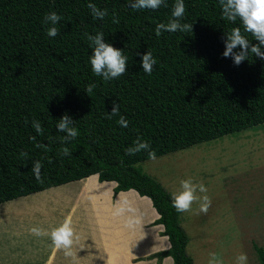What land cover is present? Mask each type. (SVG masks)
Listing matches in <instances>:
<instances>
[{"label": "trees", "instance_id": "trees-1", "mask_svg": "<svg viewBox=\"0 0 264 264\" xmlns=\"http://www.w3.org/2000/svg\"><path fill=\"white\" fill-rule=\"evenodd\" d=\"M90 3L108 15L94 18ZM133 3L0 0V203L98 174L99 181L116 182L114 193L134 189L149 197L159 214L154 223L163 224L170 246L140 259L160 264L170 256L173 264H194L171 192L140 166L149 159L147 151H125L139 137L161 156L264 123V59L251 53L259 41L239 18H222L220 0H184L180 22L192 30L160 36L156 25L174 19L175 0H163L156 10H134ZM51 12L61 17L55 24L46 20ZM50 27L57 36L47 35ZM234 27L250 45L239 65L223 55ZM85 33H103L102 42L127 57L119 78L105 81L93 73L89 57L95 45ZM146 52L156 60L151 74L141 64ZM90 84L95 87L88 93ZM113 103L120 115H110ZM63 115L74 122L75 139L61 140L67 133L56 125ZM120 116L126 128L117 123ZM65 147L69 156L61 155ZM36 162L42 165L40 180L32 171ZM253 248L257 264H264V248Z\"/></svg>", "mask_w": 264, "mask_h": 264}, {"label": "rangeland", "instance_id": "rangeland-1", "mask_svg": "<svg viewBox=\"0 0 264 264\" xmlns=\"http://www.w3.org/2000/svg\"><path fill=\"white\" fill-rule=\"evenodd\" d=\"M140 166L169 192L180 191V181L189 178L206 187V193L197 191L196 195L209 197L207 212H200V204L193 203L192 211L181 214L189 238L186 250L194 264H237L241 254L247 256V264L258 263L253 244L264 248V123L156 156L155 160L140 162ZM91 179H85L86 184L70 185L72 190L76 188L70 198L72 206L84 201L81 190L90 187ZM64 191L49 190L1 203L0 219L4 220L0 221V233L9 231L8 227L31 228L28 220L36 213H54L60 221L64 213L51 201H58L70 190ZM49 202L52 211L37 210ZM67 210L64 207V212ZM20 217L23 220L19 222ZM23 255L20 262H28L29 251ZM3 258L0 256L1 264L17 259Z\"/></svg>", "mask_w": 264, "mask_h": 264}, {"label": "crops", "instance_id": "crops-1", "mask_svg": "<svg viewBox=\"0 0 264 264\" xmlns=\"http://www.w3.org/2000/svg\"><path fill=\"white\" fill-rule=\"evenodd\" d=\"M91 177L93 179H91L90 187H84V184L87 183L85 179ZM79 182H83V187L86 188V190L84 188L81 190V194L85 195V198L78 207H75V205H71L70 198L71 194L76 192V188L72 190L70 185ZM115 185V181H99L98 174H92L77 181L35 192L40 194L39 192L54 190L62 193L67 188L70 190L65 196L63 193V198L59 199V202L51 201L59 205L61 214L64 213L61 215L60 221L55 218L56 214L54 213L45 216H38L36 213L28 221L29 227L39 226L50 230L60 222L70 220L74 228V243L71 248L73 255L66 257L64 250H57L52 246L47 236L36 237L29 232L30 228L23 230L16 227L11 230L8 227L6 229L9 231L3 229V232L0 233L1 258L14 260L17 257L11 263L17 264L24 256L23 252L26 254L29 251V261H22L20 264H157L156 258L145 260L140 258L159 250L168 249L170 246L168 237L163 234V224L154 223L159 214L153 207L150 198L141 196L134 189L119 191L115 196L113 190ZM35 193H31L32 196ZM134 195H136V199H133ZM124 201H128L138 212L139 223L133 228L127 227L125 223L129 214L114 215V209L118 206V202ZM51 202L38 206L37 210L50 212V209L52 211ZM64 207L68 209L65 212ZM21 219L23 220L20 217L19 222ZM3 220L0 219L1 222ZM2 228H5L3 224ZM161 264H173V260L170 256H166L162 259Z\"/></svg>", "mask_w": 264, "mask_h": 264}, {"label": "clouds", "instance_id": "clouds-1", "mask_svg": "<svg viewBox=\"0 0 264 264\" xmlns=\"http://www.w3.org/2000/svg\"><path fill=\"white\" fill-rule=\"evenodd\" d=\"M163 0H135V3L131 5L132 9H151L156 10L160 8ZM222 18L236 22L237 18L241 21L244 27V31L251 33L255 40L259 41L258 45H249L248 39H246L242 34L239 27H234L231 29L230 33L227 34V39L225 42V51L223 55L225 57L232 55L235 64L239 65L241 61L247 59L248 50L250 47L251 53L264 59V53L260 51V47L264 46V0H220ZM88 7L92 11L94 18L103 20L106 15H108L106 10L98 9L95 5L89 4ZM186 9L184 0H175L174 6L172 8L171 16L174 19H170L166 24L160 23L156 25L155 34L160 36L162 32H185L191 31L192 25L187 23H181V19L184 16ZM61 17L55 12H51L46 15V20H50L55 24ZM114 23H118V20H113ZM58 34V29L56 27H50L47 29V35L49 37H55ZM87 39L91 41L93 48V55L89 57V63L93 73L102 77L105 81L112 80L114 78H119L125 72V65L127 57L122 54V51L112 47L110 44L102 42L103 33H97L95 36L88 35ZM239 47L240 51L238 53H233V49ZM142 68L145 73L151 74L153 71V65L156 64L155 58L150 52H146L141 58ZM95 85L90 84L86 88V92L91 93ZM111 116H117L119 114V105L113 103ZM74 122L67 115H63L56 125L60 132H66L67 136L61 137L62 141L68 139H75L78 136V130L72 127ZM117 123L126 128L128 126L127 120L120 116ZM32 126L35 128L37 133H42L43 129L38 121H34ZM34 140V137H30ZM141 151H147L148 157L151 160L156 159V153L151 150V146L147 141L140 139L139 137L133 141V147H128L125 151L126 155H135ZM21 155H26L22 153ZM62 156H69L70 151L68 148L61 149ZM40 162H36L32 168L34 177L37 180L41 179ZM180 191H173L170 195V200L172 207L178 213H184L192 211L193 203H199L200 212H207L208 206H210V199L207 195L198 196L197 191L200 193H206L207 189L203 183H194L191 178L180 181ZM126 226L129 228L135 227L139 223V216L137 209L132 207L128 201L122 203L118 202V206L114 209V215L125 216ZM29 232L36 237L47 236L51 245L57 250H64V255L72 256L73 253L71 248L74 243V228L70 220H64L60 222L57 226H53L49 229L42 228L39 226H33L29 229ZM237 264H247V256L241 254L237 257Z\"/></svg>", "mask_w": 264, "mask_h": 264}]
</instances>
